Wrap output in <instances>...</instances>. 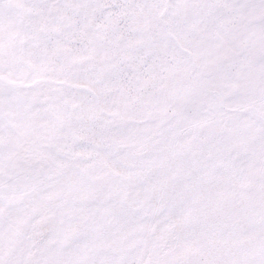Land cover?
Instances as JSON below:
<instances>
[{
  "label": "snow or ice",
  "instance_id": "1",
  "mask_svg": "<svg viewBox=\"0 0 264 264\" xmlns=\"http://www.w3.org/2000/svg\"><path fill=\"white\" fill-rule=\"evenodd\" d=\"M0 264H264V0H0Z\"/></svg>",
  "mask_w": 264,
  "mask_h": 264
}]
</instances>
